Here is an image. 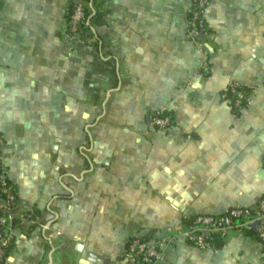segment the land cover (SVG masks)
Segmentation results:
<instances>
[{"label":"crops","instance_id":"0c3cea01","mask_svg":"<svg viewBox=\"0 0 264 264\" xmlns=\"http://www.w3.org/2000/svg\"><path fill=\"white\" fill-rule=\"evenodd\" d=\"M87 1L67 42L74 0H0V161L18 197L3 264H132L136 235L158 241L150 264H264L238 226L220 246L185 236L197 213L264 194V0H209L203 46L192 0ZM231 84L253 95L234 105Z\"/></svg>","mask_w":264,"mask_h":264},{"label":"built area","instance_id":"2783aa9c","mask_svg":"<svg viewBox=\"0 0 264 264\" xmlns=\"http://www.w3.org/2000/svg\"><path fill=\"white\" fill-rule=\"evenodd\" d=\"M208 2L209 0H192L189 9L187 36L196 40L200 46H203L201 38L207 27L204 15ZM88 10L87 0H74L73 8L68 17V26L63 35L65 41L71 42L77 38L87 21ZM203 68L205 73L209 72L207 59L203 62ZM252 93L250 89L231 84L223 89L221 95L223 99L232 98L233 104L240 106L244 100H248L253 95ZM153 122L157 126L167 128L172 123V116L166 108H163L154 114ZM3 143L4 137L0 134V147ZM6 177L4 171L0 170V187L6 195L4 199L0 200L6 205L0 212V264L5 262L14 238L12 220L14 216H17V212L15 215L14 211L18 206L15 187ZM21 216L32 219L31 212L21 213ZM191 222L192 226L185 231V236L189 241L203 248L213 247L210 238L212 232L226 235L233 226H238L241 229H252L255 227L254 223L257 222L259 231V238L257 239L264 254V194L255 205L233 204L222 213L200 212L191 219ZM124 254L132 264H150L160 257L161 251L158 247V241L136 235L127 242Z\"/></svg>","mask_w":264,"mask_h":264},{"label":"trees","instance_id":"16d2710c","mask_svg":"<svg viewBox=\"0 0 264 264\" xmlns=\"http://www.w3.org/2000/svg\"><path fill=\"white\" fill-rule=\"evenodd\" d=\"M242 87H244V88H247L246 86H242ZM247 89H249V88H247ZM246 101L244 100V102L243 103H245ZM0 170H2V171H4V173L6 174V178H7V180L8 181H10V182H12L10 179H9V176H8V174H7V168L1 163V161H0ZM6 197V195H5V193H3L2 191H1V187H0V200L3 198H5ZM5 204L2 202V201H0V212H2L3 211V209L5 208ZM16 210L14 211V214L16 215ZM34 215H36V213H34ZM17 220H18V218H17V216H14V218H13V220H12V222H13V225H15L16 224V222H17ZM247 232H249V233H253L257 238H259V231H258V229H256V227H253L252 229H245ZM210 238H211V242H212V244H213V246H220V244L222 243V241H223V238H224V235L223 234H217V233H211L210 234ZM12 243H13V241H12ZM12 243H11V245H12ZM11 247V246H10Z\"/></svg>","mask_w":264,"mask_h":264},{"label":"water","instance_id":"95a60500","mask_svg":"<svg viewBox=\"0 0 264 264\" xmlns=\"http://www.w3.org/2000/svg\"><path fill=\"white\" fill-rule=\"evenodd\" d=\"M238 221H240V219H238ZM254 225H255L256 229H258V224H257V222H255Z\"/></svg>","mask_w":264,"mask_h":264}]
</instances>
